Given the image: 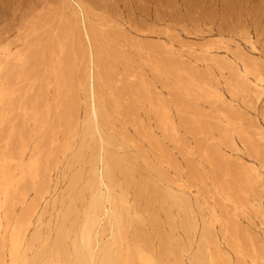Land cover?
<instances>
[{"label":"rangeland","instance_id":"rangeland-1","mask_svg":"<svg viewBox=\"0 0 264 264\" xmlns=\"http://www.w3.org/2000/svg\"><path fill=\"white\" fill-rule=\"evenodd\" d=\"M33 1L34 0H30V2L32 3ZM35 1L36 3L37 1H39L40 3L38 4H45L48 0ZM247 5L249 6H247V9L249 11L248 13L243 14L245 16L244 19L250 18L252 15V18H254L253 20L258 21L262 19L264 22V0H254L247 3ZM46 9H44V12L41 10V16L45 18L43 22L41 21L42 24H40L39 22L38 25L42 26L40 30L37 31V33H35V30L32 29L36 26H31V28L27 27L29 31L28 29H25L26 31H22L26 32V34H28V32L29 34H31L30 41L33 37L31 42H28L25 46H23V44H20L19 42H16L14 32L10 34L11 36L6 42L2 43L0 40V49L2 48V50L3 47L5 48L10 43V45H12V47L10 46L11 49L16 50L21 48L25 51V55L20 57L18 60L9 58V60L5 59V61H3L2 57V61L4 63H1L2 61L0 62V85L3 82L0 87V93L1 90H4V88L7 89L4 90V96H2L3 94L0 95V107H2L3 109L4 107L7 108L4 109L7 110V113L5 111V119H0V154H2V152L8 153L10 144H14L15 142V145L20 146V143H17L20 140V136L18 135L19 130L17 134L11 135L10 137L12 138H10L8 129H10V122L17 117H20L21 115L22 119L19 118V123L22 124L21 122L23 120H26V123L23 121V125L18 124L20 128H25L24 130L26 131H24V140L25 142H27V144L24 143L26 146V151L23 155L25 159L24 162H27L31 154L29 152L33 151L32 148H34L35 145L36 147H41L43 145L44 151L47 146L48 148L46 150H49V148H51L49 150L50 152L48 151L50 156L47 155L48 152H45L46 157H49V159L47 158L48 160H44V158L46 159V157H43V151H40L42 154H40L39 157L38 153L35 152L36 154H34L35 158L38 157L39 160H41V158L43 157L42 159L44 163H46L44 168V164H40V162L42 161L38 162L43 170L41 169L42 171L40 172L41 177L36 178L37 180L34 181L36 183L35 187H37V185L40 186L42 180H44L43 177L46 179V173H48V176H51H49L51 180L48 183L49 188H47L46 186L48 192L44 193V198L40 201V206H38L37 210V212L41 213L44 210L46 202L48 203V212L46 211L47 213L45 212L46 214L42 216V222L44 223H42L41 225V233L43 236H46L45 233L47 234L48 232H50L49 229H51V227H56L57 223L62 217V212L65 209L64 205L67 206L70 203L71 199L75 196V191H72L68 188L69 183L72 181L74 175L79 172L81 173L82 169L83 172L81 174L83 177L81 176V180L77 183L78 187H81L82 185L80 183L83 184V181L89 177V169L93 165V160L90 159V157H92L93 154L97 153L91 150L95 149L96 151H98V145L97 143L95 144L94 140H91L89 137H86L83 140V138L78 134L83 129L82 124L85 119V110H87L86 107H88L86 105L90 102L89 97H87L88 92L86 88L84 89V86H81V82L85 80V75H87V71L89 70V59L88 56H84L85 54L87 55V53L83 51V47L84 50L87 49V43L83 39L82 35L79 36L80 34H82V32L78 30V28L74 29L71 27V29L73 30L70 31V27L65 26L61 21H59V19L62 17L63 10L54 9V11L48 9V7ZM237 9L238 13L236 12L235 14H239V12H241L239 11L240 8ZM49 11H52V13L50 14ZM48 23H50L51 25ZM8 24V21L0 22V37L2 36V31H4L5 29V25L7 26ZM62 25L65 26L64 30L62 29L64 27H62ZM253 26L252 24H244V27L241 26L238 28H234V31L231 30L233 32H225L220 36L209 34V27H203L201 29L189 27V30L188 28L183 30L182 28L177 27L170 28L167 31L164 27L157 26L154 29V34H151L144 29L140 32H136L134 31V29H131L132 32L127 30L126 32H124V35H120V39H118L119 37L117 39L115 38L116 42L111 43L109 42L111 40H108L102 43H97L98 48L96 49H99L101 51L102 47L100 45H102V52L106 50V53H104L107 55V57L105 54L103 55L101 53L102 60L103 58L105 59L103 61V64L109 67H112L114 65L115 67H112L114 72H112L113 74H110L111 76L115 75V79L112 77V81L115 85H113L111 82L109 83V85L107 84L104 87V90L107 88L104 92L108 94L109 92H111L109 94V98L112 97L113 99L112 100L110 98L113 103V108L111 107L112 109H108V107L110 106L106 108V115L109 114L107 116L109 125L104 126V132L106 135L111 136L113 140L116 139L115 143L117 146H120V149L116 148V145L115 147H112V145L110 146L106 144L105 147L106 149H109V151H112L114 153H116L117 151L119 154H116L119 156L124 155V164H127L126 167H128L129 169L131 168L130 170L132 171V173H135L132 174L129 172V175H123V177H121L122 173L116 172V179L122 180H117L118 185L114 186L115 191L117 190L116 192L120 193L122 191L123 193H126V196H124L129 202L132 201L133 203V201H137V209L131 211L133 212L136 210L137 214H139V218L142 217V221L140 219V222L134 223L133 225H129L126 222L124 226L126 231H128L129 229V231L127 232V235L129 236L141 229L140 232H142V234L144 233L145 235L144 238H141L139 241L143 242L144 244H141L139 242L137 243L139 247L142 248L143 254L147 258H149L150 261L152 260L155 264H171L173 262L172 260L176 258L175 255L173 256V254L168 253L167 251H163L164 245L168 249L175 251V253L177 250L175 248L178 247L179 249L176 255L179 257L183 256V261H185L186 264H195L190 260V257L196 250L195 242L197 239V235L192 233V228V230L190 229L191 231L185 232L181 225L182 221H184L183 213L178 212L177 208L170 207L167 204H162V202H160L156 197L154 188L151 189V187H153L152 185H156L155 187L157 190L161 189V191H164L165 187L167 185H170L173 181H181L179 184H184L186 187L185 189L189 188V190L187 189L186 191L189 195H191L194 207L196 206L195 200L199 197V201L200 199L207 200L208 208H214L215 216H212L210 209L206 210V207L204 206L205 210L209 211H204L206 217L205 219H207L211 224L212 232L215 231L214 233H216L215 235L218 238L217 240H219L218 243L220 244V246H222L221 248L229 256V264H264V256L262 255V253L264 252V193L259 192L260 188L257 186H253V188L250 189V185L247 184L251 181L250 178L247 179V176L250 177V173L248 171V168L250 166L257 168L259 174H261L262 181L264 182V83L262 84L263 93L261 94V97L257 98L252 92L243 90V88L240 87L241 81L236 80V77H238L237 75H239L237 74V69H240L239 71L240 73H242L241 76H245L251 81H254L255 77L258 76V74H260V76L264 78V25L260 27ZM105 29L108 30V28ZM123 29L124 27L122 28L118 26L115 30H112L122 33ZM33 30L35 35L39 38H35V36L33 35L34 33H32ZM201 31L203 32V35L200 34L202 33ZM60 33L61 35H58ZM125 35L127 36L125 37ZM4 36L6 35H3V37ZM129 37L131 38V40H129ZM247 39L250 42L247 41ZM108 45L113 47L114 50H119V52L115 51V54L113 52V48H111V50L109 48H106L110 47ZM45 50H47L48 52ZM52 50H54L55 52ZM205 50L210 52L211 55L205 54L204 56H202V51L204 52ZM110 51L112 53H110ZM65 55L67 56V58ZM173 57L175 59L178 57L179 59H177L179 60V62H181L182 60L184 62L182 63L184 66L180 63L177 64L178 60L177 62L175 60L176 63L174 64L176 65L172 64L173 62H167V60L174 59ZM211 57L214 58L210 59ZM161 58H163V60L166 59L165 62H167L168 65L171 63L169 66H167L168 68H166V70L168 69V71H165V69L162 68H165L167 63H165L166 65L163 64L161 62ZM244 65L246 66L245 71ZM6 66L11 68L14 67V73L23 70L22 68L25 67L24 71H28L29 74L25 75V77H18L16 80L13 79L11 80V82H6V72L8 73ZM69 66L70 68L68 69ZM156 67L158 68V71L156 70ZM3 74L5 76H3ZM62 74H64V76H62ZM33 76L35 78H33ZM126 79L128 80V82L126 81ZM124 80L126 81V83H123ZM182 81H184L183 83L187 81L185 83L186 87L183 86V83L179 84ZM4 83H7L6 85L8 86L4 87ZM127 83H129L130 85H128ZM188 83L191 84V88L188 87L190 86V84L188 85ZM125 84V87L127 88L124 87ZM130 86L131 88H133V92L130 90V92H132V95L128 92ZM122 87L125 88L124 92L122 90ZM237 87H239V90H237ZM116 88H119V90H117ZM234 88L237 91L234 90ZM112 90L114 93L112 92ZM199 90H202L203 92H200ZM115 91L116 93L118 92L116 96L119 95L120 97H122H116ZM125 91L129 93V95L125 93ZM178 94L180 95V97ZM38 95H41L40 98ZM42 96H44L45 98ZM118 98H120V100ZM28 101L31 102V104H28ZM115 101L117 103L121 102L122 107ZM12 103L13 105H10ZM189 104L192 105L190 106ZM24 105H26V108H24ZM181 105L184 106L182 107ZM9 106H12V108H10ZM178 107H181V109H178ZM115 108L119 109L121 112L119 113V110L117 111ZM72 110L74 117L71 113ZM11 111H15L16 113ZM165 111H167L169 117L172 118L173 124L175 123L174 126L172 123L168 124L165 123V120H160V116L163 115L162 113H164ZM179 111L181 115L179 114ZM169 113H171V115ZM180 116L182 118H185L186 122L188 120L189 125H182ZM71 118L75 120L73 121ZM111 120H113V122ZM163 122L165 123V125L167 124L166 126H168L169 129L163 128V124H160ZM74 123H76V125ZM159 124L161 126H159ZM63 126H65L64 129L69 126L68 129L74 131L73 135L68 138V136L65 134ZM72 126H76V130L72 129L74 128ZM111 127L113 128V130H111ZM48 130L50 133L45 136V132L48 133ZM173 130H175L174 132L176 133H174ZM241 130H243V132ZM170 131H172L173 133H171ZM61 132L63 133V135H65L64 137L67 136L70 141H65V139H62L63 135ZM114 132L120 133V135L122 133L123 134L121 136H118V134L115 135ZM41 136H43L44 138ZM48 136L50 137V139L46 138ZM123 136H126V138L128 137L129 144ZM150 137H152L154 140L150 139ZM172 137L174 138V140L172 139ZM56 138L58 142L56 141ZM42 139L46 140L43 141ZM157 141L159 144L157 143ZM38 142H42L45 145L41 143L42 145L40 146ZM37 143L39 144V146H37ZM62 144L65 145L62 146ZM95 145H97V148L94 147ZM43 147L41 148L43 149ZM89 147L91 149H89ZM139 150L141 152H139ZM14 156L15 157L11 158L12 160H8L10 161L9 165L10 167L12 166V168L19 163V161L17 162L18 155L17 157L16 155ZM74 156H76V158ZM134 157L136 161H134ZM86 158H88V160H86ZM131 159H133V161ZM85 160L87 161L88 165L87 163L85 164ZM215 161L217 163H215ZM149 164L153 165L150 166ZM97 166L100 167L99 164H97ZM192 166V169L194 171L193 174L195 175V177L193 174L191 175L192 170L190 168ZM218 166L221 170L217 171L215 169H217ZM40 167H38V169H40ZM155 168H159V170L157 169V171ZM197 168L199 170H197ZM78 169L80 170L78 171ZM19 171L20 170L17 169L15 171V173H17V178L21 176V172ZM26 171L29 173L28 169H26ZM159 171L163 173L164 178L161 176V173ZM84 172H86L88 176L86 175V173L84 174ZM27 174L25 173L24 175L25 179L27 181H30L31 177L29 174ZM238 174H240L241 176ZM234 176H236V178L238 179V176H240V179H234ZM166 178L169 179L170 182H168ZM152 179H154V181ZM130 180L132 182L131 184L134 187L130 184ZM144 180H147L146 182L150 183L149 188L144 185L146 184ZM231 180L233 183L231 182ZM236 180H238L239 182ZM15 182L14 185L16 187L17 183ZM127 183H129L131 187ZM125 184L127 186H125ZM230 185L231 187L232 185L234 186L232 187L233 191H227L226 187ZM141 186L143 188H141ZM235 187L237 188L235 189ZM28 188L30 189L31 187ZM128 190L129 192H127ZM35 192L36 190L34 191L33 187L30 189V191H26L25 194L28 195H25L26 197H24L22 201L25 200V202H31V200L36 196ZM142 192H145V194H143ZM86 193L88 194L86 195ZM70 196L73 197L71 198ZM85 196H89L88 191H85ZM132 196H135L137 198H133ZM233 196L236 197L234 198ZM13 199L14 200L12 204L10 203L13 206H9L12 208V211L9 212V219L12 218V220L10 219L11 223H15L16 217L22 209V201L19 199V197L17 198V195H15ZM56 199L58 200L56 201ZM80 203V201H77L75 204L78 206ZM169 208L171 210H169ZM195 209V213L191 217L192 219H197L196 224L195 221L192 220V222L194 223H192V227H194V225H199V227L202 228V222L199 220L200 218L198 216V206H196ZM139 210L143 214L140 213ZM0 213L4 218L3 210H1ZM153 215L154 217H152ZM155 216L157 217V219L155 218ZM48 220L51 221V224ZM35 221L36 219L34 220V222ZM55 221L58 222L56 223ZM178 221H180L181 223ZM48 222L49 224L47 226L46 224ZM233 222L235 223L234 225ZM2 223L5 227L7 220L5 218L2 219ZM52 224L55 225L51 226ZM230 224L232 227L230 226ZM44 225L49 228H46L48 229V232L46 231ZM174 225L175 227H173ZM224 225L226 226L225 228ZM34 229L35 227L32 226V228H30V230L28 231L27 236H30L31 233H33ZM221 229L222 231H220ZM1 231L5 235L6 243L8 244L9 234L4 233V228H2ZM7 231H10V226L7 228ZM195 232H197L198 234L199 229ZM172 236H174V239L172 238V240H169V238H171ZM233 237L237 243L236 248H233L231 246V238ZM189 238L193 241V245L191 247L188 246V241H186V239L188 240ZM37 242L38 243L35 242L36 244H34V250L32 249L34 252H37L40 249L41 241ZM8 247H5L3 249L5 255L8 254ZM152 247H154L155 249ZM3 250L0 249V252H3ZM31 253L33 252L29 251V255H31ZM5 257L6 263L4 264H10L9 256ZM259 257L261 260H256Z\"/></svg>","mask_w":264,"mask_h":264},{"label":"bare ground","instance_id":"bare-ground-1","mask_svg":"<svg viewBox=\"0 0 264 264\" xmlns=\"http://www.w3.org/2000/svg\"><path fill=\"white\" fill-rule=\"evenodd\" d=\"M0 1H1L0 2V4H1L0 22H7V21L9 22V24L7 26L5 25L4 31H2V36L0 37V40L2 43L6 42L9 39V37L11 36L10 34L12 32L15 33L16 42L23 44V46H25L28 42H31L33 37L31 38V41H30V35L31 34H29V32H28L29 29L27 27L31 28V26L32 27L36 26L35 28H32V29H34L35 33H37V31L40 30V28L42 26V25L41 26L38 25L39 22H40V24H42V22L44 21V18H45V17L43 18L41 16V13H42L41 10L44 12V9H46L47 7L50 10H54V9L63 10L62 17L59 19V21H61L65 26L70 27V31L73 30V29H71V27H72L74 29L78 28V30H80L82 32V34H80L79 36L82 35L83 39L87 43V46H86L87 49L84 50V47H83V51L87 53V55L85 54L84 56H88V59H89V66H88L89 70L87 71L88 72L87 75H85V80H83V77H82L83 81L81 82V86H84V89L86 88V90L88 92L87 97H89L90 102H89V104L86 105L88 107H86L87 110H85L86 111V113L84 115L85 119H84L83 124H82L83 129H82V131L80 129L81 132H79L78 134L80 135V137L83 138V140H84V138L89 137L91 140H94L95 144L97 143V145H98V151H96L95 149L91 150V151H93V152L95 151L97 153L93 154L92 157H90V159L93 160L92 161L93 165L89 169V174H88L89 177L86 180L83 179L84 180L83 184L80 183L82 186L78 187L77 183H78V181L81 180V176H82L81 173L83 172L82 169H81V173L79 172V173H76L74 175L72 181L69 183L68 188L71 189L72 191H75V196L74 197L70 196L71 198L73 197L71 199L70 203L67 206L64 205L65 209L62 212V217H61L60 221L59 222L57 221L58 223L55 221L57 223L56 227H54L55 229L52 227H51V229H49L48 227H46L44 225L45 229L48 228L50 232H48L47 231L48 229H46V231L48 233L47 234L45 233L46 236H43L41 233V230H42L41 225H42V223H44V222H42L43 221L42 216H44V214H46L48 212V208H47L49 206V205L47 206L48 203L46 202L44 210L41 213L37 212V210H38V206H40L39 205L40 201L44 198V193L48 192L47 188H49L48 183L51 181L50 180L51 176L49 175L50 176L49 177L47 175L48 173H46L45 175L47 177L44 175L46 177V179L43 177L44 180H42L40 186L37 185V187H35L36 183L34 181L37 180L36 178L41 177L40 172L43 170L42 167H40L38 162L42 161V162H40V164H42V165L44 164L43 167L45 168L46 163H44L42 158L46 157L45 152H48L51 148H49V150H46L48 148V146H47L45 148V151H44V147L42 145L44 143L41 142L42 143L41 144L40 142H38L40 144V146L42 145L41 147H43V149L41 147H36V145H35L36 148L35 147L32 148L33 151L29 152L31 154H30L27 162H24L25 159H24L23 155L26 151L25 150L26 146L24 143L27 144V142H25V140H24L25 139L24 138V136H25L24 135V131H25L24 129L25 128L24 129L20 128L19 125H23V121L25 122L26 120H23L21 122L22 124H20L18 120H19V118L22 119V117H21L22 115H21L20 117H17L16 119H13V121L10 122V129H8L9 130V137L11 135L17 134V132L19 130L18 135L20 136V140L18 139L19 141L17 143L18 144L20 143L19 144L20 146L15 145L16 142L15 143L12 142L14 144H10V146L8 148L9 150L7 149L9 152L8 153L2 152V154H0V212H1V210H3L4 218L7 220L6 226L4 227V225L2 223V219H4V218L1 216V213H0V249L3 250L5 247L9 246L8 247L9 251H8L7 255H5L4 250H3V252H0V264L6 263V260H5L6 257L5 256H9V258H10L9 263L10 264H155L152 260L150 261L149 258H147L143 254L142 248L139 247V245L137 243V242H139L141 244H144L143 242L139 241L141 238L143 239L144 235H145L144 233L142 234V232H140L141 229L138 227L140 230L137 229L138 231L136 230L137 231L136 233H133L131 236H129V235H127L128 234L127 232L129 231V229H128V231H126L125 226H124V224L126 222L129 225H133L134 223H138V222H140V219L142 217L139 218V216H138L139 214H137L136 210L133 212L131 211V210L137 209V207H136L137 201H133V203H132V201L129 202V201H127V199L125 197L126 193H123L122 191L120 193L116 192L117 190L115 191L114 186L118 185L117 180H119V179H116L117 177H115L117 174L116 172L122 173V176L121 175L120 176L123 177V175H129L130 173H132V171L130 170L131 168L129 169L128 167H126L127 164H124V161H123L124 155L119 156L116 154V153H118L117 151H116V153H114L112 151H109V149H106V147H105L106 144L110 145V146L112 145V147H115V145H116V143H115L116 139L113 140V138L111 136L106 135L104 132L105 131L104 126L109 125V120L107 119V116L109 114L106 115V108L108 106H110V107H108V109L113 108L112 107L113 103L111 101L112 97H110L111 99L109 98V94L111 92H109V94L105 93L104 91L107 88L104 90V87L107 84L109 85V83H111V82L113 85H115L112 81V77L115 79V75H113V76L110 75V74H113L112 73V72H114L113 68H115V67H114V65L112 66V63H111V66L113 68L103 64V61L105 59L103 58V60H102L101 55L102 54L104 55L106 53V50L104 51L105 53L102 52V50H103L102 45H100L102 47L101 51L99 49H96V48H98L97 43H102V42L108 41V40H111V41H109L111 43L116 42V39L118 37H119L118 39H120V35L121 36H122V34L124 35V32H126L127 30L132 32L131 29H134V31H136V32H140L141 30L144 29L151 34H154V32H155L154 29L157 26H160V27L162 26L167 31L170 28H177V27L182 28L183 30H185L187 28L189 30V27H195L197 29H201L203 27L204 28L209 27V29H208L209 34L219 35V36L225 32H227V33L230 32L234 28H238L241 26L244 27V24H248V25L252 24V26L254 25L255 27H260V26L264 25V22L262 19H260L258 21L253 20L254 18H252V15L250 18L244 19L245 16L243 15L245 13H248V11H249L247 9V6H248L247 3L252 2L254 0H48L45 4L43 3L45 0L43 2H41L43 4H38L40 2L37 1V3H36L35 0L33 1V3L30 2V0H13V1L12 0L11 1L10 0H0ZM237 8H240L239 11H241V12H239V14H241V15L235 14L236 12L238 13ZM39 12H40V14H39ZM57 12H58V10H57ZM51 13H52V11L50 12V14ZM263 17H264V15H263ZM42 18H43V20H42ZM48 24H50V23H48ZM64 25H62V27ZM65 26L62 28L63 30L65 29ZM118 26H120L122 28L124 27L122 33L119 31H114ZM59 28H61V27H59ZM105 28H108V30H106ZM25 29H28V31H27L28 34H26V32H22L23 30L26 31ZM112 29H114V30H112ZM34 30L32 33H34ZM117 30H120V29H117ZM190 30H191V28H190ZM233 31H231V32H233ZM79 32H78V34H79ZM203 32H204V30H203ZM203 32L200 34L203 35ZM35 33L33 35L36 38L38 36H36ZM166 34H167V32H166ZM196 34H197V32H196ZM3 35H6V36L3 37ZM54 35H56V34H54ZM58 35H61V33ZM126 36L127 35H125V37ZM128 36H130V35H128ZM167 36H168V34H167ZM249 36H250V34H249ZM244 39H246V38H244ZM248 39H250V38H248ZM248 39H247V41H249ZM112 40H115V41H112ZM129 40H131V38ZM35 41H36V39H35ZM12 44H14V43H12ZM10 46L12 47V45H10V43H9L5 48L3 47V50H2V48L0 49V50H2V51H0V58H1L0 62L2 61V57H3V61H5V59L9 60V58L18 60L20 57L25 55V51L23 49L20 48V49L13 50V49H11ZM108 46H110V45H108ZM203 46H205V45H203ZM203 46H201V47H203ZM106 48H109L111 50V48H113V47L110 46V47H106ZM109 49H108V51H109ZM47 50H45V51H47ZM113 50H114V48H113ZM52 51H54V50H52ZM52 51H50V52H52ZM115 51L119 52V50H114L113 52L115 53ZM42 53H44V52H42ZM110 53H112V52L110 51ZM202 53H203L202 56H204L205 54L211 55V53L208 52L207 50H205L204 52L202 51ZM29 54H30V52H29ZM81 54H82V52H81ZM118 54H120V53H118ZM111 55H114V54H111ZM106 57H107V55H106ZM118 57H119V55H118ZM66 58H67V56H66ZM168 58H170V57H168ZM177 58L172 59L173 61L171 59H170L171 61L167 60V62H171V63L173 62L172 64H174L179 59V58L178 59ZM212 58H214V57H211L210 59H212ZM243 58H245V57H243ZM25 59H26V57H25ZM63 59H64V57H63ZM86 59H87V57H86ZM161 59L163 60V58H161ZM47 60H48V58H47ZM83 60H84V58H83ZM162 60H161V62L163 64L167 63V62H165L166 59L163 61ZM175 60H176V62H175ZM3 61L1 63H4ZM117 61H119V60H117ZM32 63H33V61H32ZM178 63L182 64L184 62L182 60H181V62H179V60H178L177 64ZM16 64H18V63H16ZM9 65H10V63H9ZM31 65H33V64H31ZM109 65H110V63H109ZM169 65L167 63L165 68L164 67H162V68L165 69V71H168V69L166 70V68H168L167 66H169ZM174 65H176V64H174ZM84 66H86V65H84ZM159 67H161V66H159ZM6 68L8 70V73L6 72V78H5L6 82H11V80H13V79L16 80L18 77H25V75L29 74L28 71H27L28 73L24 71L25 67L22 68L23 70L17 71L16 73H14V71H15V69H13L14 67L11 68V67L6 66ZM69 68H70V66L68 67V69ZM29 69H30V67H29ZM245 69H246V66L244 67V71H245ZM2 70H4V69H2ZM17 70H18V67H17ZM156 70L158 71V68ZM159 70H161V69H159ZM185 70H186V68H185ZM239 70L238 69L236 70L238 72L237 74H239V75H237L238 76V77H236L237 79L235 78L236 80L241 81V84L238 83L241 85V86L240 85L239 86L247 92H252L253 94H255V96L257 98L261 97V94L263 93L262 84L264 83V78H262V76H260V74H258V76L255 77V80L251 81V80H249V78H247L245 76H241L242 73H240ZM69 72H70V70H69ZM180 72H181V70H180ZM115 73H116V71H115ZM171 73H175V72H171ZM3 76H5V75L3 74ZM62 76H64V74H62ZM33 78H35V77L33 76ZM177 78H178V76H177ZM40 80H42V79H40ZM62 80H63V78H62ZM236 80H235V82H236ZM126 81L128 82L127 79H126ZM126 81L124 80L123 83H126ZM42 82H44V81H42ZM64 82H65V80H64ZM183 82L184 81L180 82L179 84H182ZM129 83H127V84L130 85ZM185 83H183L184 87H186ZM2 84H3V82L1 83V85ZM6 84L4 83L3 86L4 87L8 86ZM189 84L190 83H188V85ZM1 85H0V87H1ZM125 86H126V84L124 85V87ZM59 87H60V84H59ZM116 87H118V86H116ZM188 87L191 88V84ZM46 88H48V87H46ZM125 88H127V87H125ZM125 88L122 87L123 92H124ZM238 88L239 87H237V90H239ZM108 89H110V88H108ZM132 89L133 88H131V86H130L129 91H128L129 93H131V95L133 92ZM4 90H7V89L4 88ZM4 90H1L0 95L3 94L2 96H4ZM113 90H112V92H113ZM117 90H119V88ZM126 90H128V89H126ZM130 90L132 92H130ZM234 90H236V89L234 88ZM193 91H195V90H193ZM117 93L115 91V96ZM125 93H127V92L125 91ZM129 93H127V94L129 95ZM2 96H1V99H2ZM40 96H39V98H40ZM118 96H116V97H118ZM42 97H44V96H42ZM179 97H180V95H179ZM71 98H72V96H71ZM120 98H118V99L120 100ZM177 99H179V98H177ZM12 101H15V100H12ZM16 102H18V101H16ZM28 104H31V102H29ZM117 104L118 105L120 104V106H121L122 103L120 102ZM117 104H115V105H117ZM10 105H13V103ZM9 107L12 108V106H9ZM16 108H17V106H16ZM24 108H26V105H24ZM4 109H7V108L4 107ZM4 109L2 107H0V119H3V120L5 119L6 113H7V110H4ZM21 109H23V108H21ZM115 109L117 111L119 110L117 108H115ZM178 109H181V107H178ZM5 111H6V113H5ZM11 112L16 113L15 111H11ZM66 112H67V110H66ZM118 112L120 113L121 111L119 110ZM165 112L164 113L161 112L163 115L160 116V120H162V121L165 120L166 121L165 123H168V124L172 123L173 124L172 118L169 117V115L167 114V111H165ZM71 113L73 115V110L71 111ZM169 114L171 115V113H169ZM179 114H180V111H179ZM182 114H185V113H182ZM117 115H119V114H117ZM73 117H74V115H73ZM21 119H20V121H21ZM170 119H171V121H170ZM3 120H2V122H3ZM68 120H69V118H68ZM72 120L74 121L75 119H72ZM111 121L113 122V120H111ZM180 121H181L182 125H184V124L189 125L188 120L186 122L185 118L181 117ZM68 122H70V121H68ZM165 123L163 122L160 124H163L162 125V126H164L163 128L169 129V127L166 126L167 124L165 125ZM74 124L76 125V123H74ZM160 124H159V126H161ZM174 124H173V126H174ZM179 125H180V123H179ZM64 127L65 126H63V129H64ZM72 127H74L72 129L76 130L75 129L76 126H72ZM68 128H69V126H67V128H65L64 131H65V134L69 138L70 136L73 135L74 131L73 130L71 131V129L69 130ZM111 130H113V128ZM243 130H241V131L243 132ZM77 131H75V132H77ZM174 131L175 130H173V132ZM120 132H121V130H120ZM170 132L173 133L172 131H170ZM49 133H50L49 130H48V133L45 132V136H47V134H49ZM174 133H176V132H174ZM74 134H76V133H74ZM116 134H118V136L120 135V133H117V132L115 133V135ZM41 135H43V134H41ZM62 135H63V133H62ZM149 135H150V133H149ZM64 136L65 135H63L62 139H65V141L66 140L70 141V139H68L67 136L66 137H64ZM126 136H123V137L128 142L129 140H128V137L126 138ZM41 137H43V136H41ZM73 137H75V136H73ZM123 137H121V138H123ZM10 138H12V137H10ZM46 138L50 139L49 136ZM49 139H48V141H49ZM150 139L154 140L152 137H150ZM172 139L174 140L173 137H172ZM27 140H28V138H27ZM44 140H46V139H44ZM73 140H74V138H73ZM51 141H52V139H51ZM56 141H57V138H56ZM81 142H84V141H81ZM127 142H125V143H127ZM38 143H37V146H39ZM63 143H65V142H63ZM157 143H158V141H157ZM128 144H129V142H128ZM158 144H156V145H158ZM5 145H6V143H5ZM13 145H15V146H13ZM63 145H65V144H62V146ZM97 145H95L94 147L97 148ZM87 146H88V144H87ZM123 146H125V145H123ZM116 148L120 149V146H117ZM40 149H42V150H40ZM85 149H86V145H85ZM89 149H91V148L89 147ZM113 150H115V149H113ZM40 151L41 152L43 151V154H44L43 157L41 158V160H39V158H38L40 156V154H42ZM74 151H75V149H74ZM80 151H81V149H80ZM35 152L38 153V157H36V158L34 155V154H36ZM49 152L47 153L48 156H50ZM126 152H128V151H126ZM139 152H141V151L139 150ZM123 153H125V152H123ZM219 154H220V152H219ZM14 155H16V157L18 155L19 160L17 158L16 159H17V162L19 161V163H18V165H15V167L12 168V166L10 167V165H9L10 161H8V160L11 159L12 157H15ZM48 156L46 157V159L44 158V160H48L49 159ZM74 157L76 158V156H74ZM88 158H86V160H88ZM134 159H135V157H134ZM131 160L133 161V159H131ZM82 161H81V163H82ZM134 161H136V159ZM216 161H215V163H217ZM86 163H87V161L85 162V164ZM134 163H136V162H134ZM148 163H151V162H148ZM97 164H99L100 167H98ZM87 165H88V163H87ZM149 165L151 166L153 164H149ZM190 165H191V163H190ZM192 165H193V163H192ZM131 166H133V165H131ZM242 166H243V164H242ZM38 167H40V169H38ZM192 168H193V166L190 168L192 171L189 169L192 172L191 175L194 172ZM218 168L215 170H217V171L221 170L219 166H218ZM16 169L20 170L19 172H21V176H19L18 178L16 175L17 173H15ZM26 169H28L29 173L26 171ZM155 169L159 170V168H155ZM79 170L80 169H78V171ZM197 170H199V169L197 168ZM229 171H230V169H229ZM248 171L250 173V177L247 176V179L250 178L251 181L247 184L250 185V189L253 188V186H255V187L257 186L260 188L259 192L264 193V182L262 181L261 174H259L257 168L250 166L248 168ZM163 172H165V171H163ZM25 173L26 174L28 173L30 175V177H31L30 181H27L25 179V176H24ZM85 173L86 172H84V174ZM240 174H238V175H240ZM86 175H87V173H86ZM231 175H232V173H231ZM117 176H119V175H117ZM161 176L164 178L163 173H161ZM168 176H169V174H168ZM240 176H238L239 179H240ZM194 177H195V175H194ZM27 178H28V176H27ZM140 178H141V176H140ZM235 178H236V176H234V179ZM144 179H145V177H144ZM236 179H238V178H236ZM120 180H122V179H120ZM152 180L154 181V179H152ZM166 180L168 182H170L169 179L166 178ZM238 180H236V181H238ZM15 181H17V182H15ZM144 181L146 182L147 180H144ZM156 181H158V180H156ZM14 182L17 183L16 187L14 185ZM177 182H174V181L171 182L170 185H167L165 187L164 191L163 190L161 191V189L157 190L155 187L156 185L155 186L152 185L153 187H151V189L154 188L155 193H156V197L158 198V200L160 202H162V204H167L170 207L177 208L178 212L183 213L184 221H182V223L180 221H178L181 223L183 230L185 232H189L193 229L192 233L197 235V239L195 242L196 243V250L194 249L195 251H194L193 255L190 257V260L193 261L195 264H229L230 263L229 256L221 248L222 246H220V244L218 243L219 240H217L218 238L215 235L216 233H214L215 231L212 232L211 224L208 222L207 219H205L206 217H205L204 211L210 209L211 215L215 216L214 215L215 214L214 208H208L207 200H201L200 199V201H199V197H198V199L195 200V205L198 206V210H199L198 216L200 218L199 220L202 222V228L199 227V225L198 226L194 225V227H192L194 224L192 222V220L195 221V224H196V219H197L196 217H195L196 219H192V217H191L195 213L194 209L196 206L194 207V203H193V200L191 199V195H189L188 192L186 191L187 189L189 190V188L185 189L186 187L184 184H182V183L179 184L181 181H179L178 183ZM231 182H232V180H231ZM131 183L132 182L130 180V184ZM127 184H129V183H127ZM122 185H123V183H122ZM131 185H130V187H131ZM144 185L147 188H149L150 183L146 182V184H144ZM46 186H47V188H46ZM125 186H127V185L125 184ZM28 187H31V188L33 187V190L34 191L36 190V192H35L36 196L31 200V202H25V200L22 201V199H24V197H26L25 195H28V194H25L26 191H30V189H31V188L29 189ZM232 187H234V186L232 185ZM232 187H231V185L227 186L226 187L227 191H233ZM141 188H143V187L141 186ZM236 188L237 187H235V189ZM126 189H127V187H126ZM136 189H139V188H136ZM145 190H146V188H145ZM85 191L89 192L88 197L85 196ZM127 192H129V190ZM136 192H138V191H136ZM142 193L145 194V192H142ZM142 193H140V194H142ZM87 194L88 193H86V195ZM15 195H17V198L19 197V199L22 201V207H21L22 209L18 215L16 214L17 217L15 220V223H11L12 218H10L11 220L9 219V214H10L9 212L12 211V208L9 206H13L11 204H12L13 200L15 199V198L13 199V197ZM70 195H71V193H70ZM1 196H2V198H1ZM66 196H67V194H66ZM141 196H144V195H141ZM135 198H137V197H135ZM67 199H69V198H67ZM57 200L58 199H56V201ZM77 201H80L81 202L80 204H82V205L79 204L80 206L79 205L77 206L75 204ZM240 201H241V199H240ZM66 203H68V202H66ZM16 204H17V202H16ZM204 206L206 207V210H205ZM134 207H136V208H134ZM165 207H167V206H165ZM169 210H171V209L169 208ZM139 212H140V210H139ZM206 212H209V211H206ZM223 212H225V211H223ZM140 213H142V212H140ZM156 216H155V218L157 219ZM10 217H12V216H10ZM152 217H154V215ZM35 219H36V221L34 222ZM172 219H174V218H172ZM168 220H170V219H168ZM48 221L51 224V221L50 220H48ZM141 221H142V219H141ZM49 222L46 224L47 226H48ZM231 224H230V226H231ZM234 224L235 223L233 222V225ZM54 225L52 224L51 226H54ZM9 226H10L11 232L7 231V228ZM32 226H34L35 229H34L33 233H31L30 236H27V233L30 230V228H32ZM173 227H175V225ZM221 227H223V226H221ZM225 227L226 226L224 225V228ZM2 228H4V230H5L4 233L9 234V238H8L9 243L8 244L6 243L5 235L1 231ZM198 229H199V232L197 234V232H195V231ZM229 229H230V227H229ZM51 230H52V232H51ZM200 230H201V232H200ZM223 230H225V229H223ZM220 231H222V229ZM225 232H227V231H225ZM146 235H148V234H146ZM171 235H172V233H171ZM173 237L174 236L169 238V240L170 239L172 240ZM231 239H232L231 246L233 248H236L237 243H236L234 237ZM37 241H41L40 242L41 243L40 249L37 252H34L33 251L34 246H35L34 244L38 243ZM186 241H188V246L191 247L193 245L192 239L189 238L188 240L186 239ZM166 242H168V241H166ZM169 242H171V241H169ZM8 248H6V249H8ZM38 248H39V246H38ZM152 248H154V247H152ZM175 249H177L176 253H175V251L168 249L165 245L163 247V251H167L168 253L173 254V256L174 255L176 256V258L174 260H172L173 262L171 264H186L185 261H183V256L179 257L176 255L179 248L177 247ZM29 251L33 252V253H31V255H29ZM263 251H264V249H263ZM254 255H255V253H254ZM262 255L264 256V252L262 253ZM254 257H256V256H254ZM254 259H256V258H254ZM256 260L260 261L261 259L259 257ZM253 262H255V261H253ZM239 264H243V263H239Z\"/></svg>","mask_w":264,"mask_h":264}]
</instances>
